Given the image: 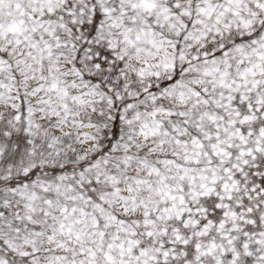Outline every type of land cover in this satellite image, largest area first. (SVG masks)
I'll return each mask as SVG.
<instances>
[{
    "label": "snow or ice",
    "instance_id": "snow-or-ice-1",
    "mask_svg": "<svg viewBox=\"0 0 264 264\" xmlns=\"http://www.w3.org/2000/svg\"><path fill=\"white\" fill-rule=\"evenodd\" d=\"M0 264H264V0H0Z\"/></svg>",
    "mask_w": 264,
    "mask_h": 264
}]
</instances>
